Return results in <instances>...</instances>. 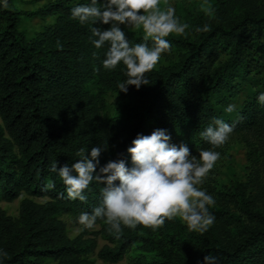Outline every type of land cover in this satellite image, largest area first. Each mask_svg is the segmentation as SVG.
I'll use <instances>...</instances> for the list:
<instances>
[{"label": "trees", "instance_id": "obj_1", "mask_svg": "<svg viewBox=\"0 0 264 264\" xmlns=\"http://www.w3.org/2000/svg\"><path fill=\"white\" fill-rule=\"evenodd\" d=\"M235 1L240 0H215L209 13L193 9L187 18L191 34L166 38L177 50L175 59L146 73L149 85H129L124 93L117 87L127 79L124 65L105 70L109 45L97 49L92 43V27L106 30L109 25L81 24L71 17L73 7L91 0H47L33 9L0 0V198L25 194L16 215L0 207V250L8 253L0 264H43L47 258L54 264H96L87 256L94 239L81 232L69 237L58 215L69 213L78 220L82 212L91 214L104 186L94 180L83 193L85 201L70 199L58 173L51 171L54 162L57 168L77 162L81 148L90 152L107 141L97 171L109 161L124 160L131 167L127 149L132 141L163 129L170 144H184L198 156L201 149L212 148L200 133L216 118L245 134L248 145V138L264 141V104L258 102L264 90V7L253 8L244 0L247 6L234 14ZM106 2L97 0V6L103 9ZM22 15L53 20L26 36L18 28ZM205 25L208 31H197ZM124 31L130 45L152 46L143 33ZM248 84L259 89L244 95L232 115L224 113L223 107ZM106 91L117 99L108 117L100 112ZM213 194L208 211L215 220L204 233L189 230L176 217L155 230L122 226L117 238L98 218L103 238L112 245L102 244L97 255L116 262L138 243L149 255L117 264H205V256L214 258L213 264H264V183L257 171L249 170L244 181Z\"/></svg>", "mask_w": 264, "mask_h": 264}, {"label": "clouds", "instance_id": "obj_2", "mask_svg": "<svg viewBox=\"0 0 264 264\" xmlns=\"http://www.w3.org/2000/svg\"><path fill=\"white\" fill-rule=\"evenodd\" d=\"M71 17L81 24L94 25L99 21L109 25L106 30L92 27V36L96 37L92 43L97 49L106 42L109 45L102 60L105 70L124 65L127 79L117 84L119 92L124 93L129 85L136 89L149 85L146 73L156 67L163 53L171 50L166 38L172 34L184 35L189 27L180 22L167 0H107L103 9L97 6V0H91L90 4L73 7ZM121 25L142 30L144 41L151 40L152 46L146 42L130 45ZM208 30L207 25L197 29ZM258 102L264 104V93L258 96ZM234 109V105H229L225 111L231 113ZM232 132L233 127L224 120L213 119L200 133L212 148L201 149L198 156H194L186 145L170 144L171 137L165 130L156 129L132 141L127 149L131 167L126 166L124 160L109 161L97 171L98 157L108 147L106 141L103 146L92 147L90 152L81 148L77 152L79 159L71 166L65 163L57 168L54 162L51 171L58 173L70 199L85 201L83 193L94 180L104 186L101 203L91 214L82 212L78 217L84 228H93L100 218L108 225L110 234L119 238L122 226L155 230L162 227L165 220L179 217L189 230L204 233L214 223L215 217L208 207L214 205L215 200L199 185L220 158V153L213 149L223 146ZM46 187L52 188L54 184ZM7 255L0 250V258ZM213 259L205 256V264H213Z\"/></svg>", "mask_w": 264, "mask_h": 264}, {"label": "rangeland", "instance_id": "obj_3", "mask_svg": "<svg viewBox=\"0 0 264 264\" xmlns=\"http://www.w3.org/2000/svg\"><path fill=\"white\" fill-rule=\"evenodd\" d=\"M44 1L47 0H14V4L18 8L33 9ZM214 1L215 0H167V4L175 9V15L179 18L180 22L187 24V18L190 16L193 9H197L202 13H209L210 7ZM248 2L249 1L244 0L235 1L230 9V12L234 14L238 13V11L247 6ZM250 3L251 6L256 9L264 7V0H250ZM52 20L53 16L40 18L37 16L26 17L22 15L20 17L18 28L22 29L26 36H30L36 30L41 29L44 24H47ZM121 29L139 31L143 33L142 30L132 29L123 25H121ZM185 34H191L189 27L186 29ZM176 52L177 50L173 48L168 53V56L165 57L162 55L160 62L156 65V67L162 64H166L170 60H174L176 57ZM96 88V85L92 86V90H96ZM257 89H259V87L256 84L246 85V88L242 92H240V94L236 98L230 100V102L223 107L224 113L232 115V112L228 113L225 111V109L229 105H234L236 108L240 105L242 98H244V95L250 94L251 91ZM260 93H264V90H260ZM103 98L104 105L101 108L100 112L102 116L108 117L115 112L117 99L115 95L110 91H106L103 95ZM246 137L247 136L245 134L243 135L241 133L232 132L229 140L223 146L213 149L220 153V158L216 162L214 168L210 170V172L204 179L203 184L199 185V187L205 190L213 198L214 194L212 195V192L228 187L230 188L236 181H244L247 178L249 170L257 171L259 179H261V181L264 183V141L260 142L259 140L248 138V141L251 144L248 145L247 143H245L244 138ZM24 195L25 194L21 192L16 198L11 200H4L0 198V207H2L6 211V213L10 215H16L18 199ZM29 197L37 201L45 198L33 195H29ZM237 208L238 207L236 205H232L230 207L231 211L235 215L240 216V212ZM58 217L63 221L66 234L69 237H72L75 234L81 232L83 237H91L94 239V248L92 251L87 253V256L96 264H117L118 262H128L132 259V257L135 256L141 255L147 257L149 255V252L143 251L138 246V243H133L126 248L120 260L116 262L104 260L97 255V250L101 247L102 244H108L109 246H111L112 244L103 238L100 231L101 224L99 221L95 222L93 228L87 229L80 225L78 220L74 219L69 213H60ZM179 220L183 223H186L181 218H179ZM231 227L233 230H235L236 224H232ZM43 264H54V260L47 258L43 260Z\"/></svg>", "mask_w": 264, "mask_h": 264}]
</instances>
